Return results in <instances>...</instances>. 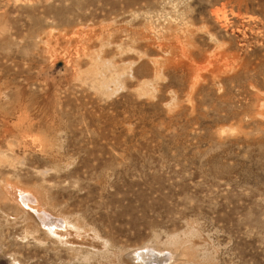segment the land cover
<instances>
[{
  "label": "rangeland",
  "instance_id": "obj_1",
  "mask_svg": "<svg viewBox=\"0 0 264 264\" xmlns=\"http://www.w3.org/2000/svg\"><path fill=\"white\" fill-rule=\"evenodd\" d=\"M147 250L264 264V0H0V264Z\"/></svg>",
  "mask_w": 264,
  "mask_h": 264
},
{
  "label": "bare ground",
  "instance_id": "obj_2",
  "mask_svg": "<svg viewBox=\"0 0 264 264\" xmlns=\"http://www.w3.org/2000/svg\"><path fill=\"white\" fill-rule=\"evenodd\" d=\"M21 195H22L23 203H25V201H29V200L33 201V199H34L32 197V195L29 194L28 192H21ZM36 213L39 215L40 220L43 222V224L46 227L57 228L58 226H60L63 223L61 220L48 222V220L46 221L45 218H46V216H49V215L44 214L45 212L41 213V212L37 211ZM167 257H168L167 255H159L158 253H155L152 250H147L146 252L141 253V258H142V260H144V262L146 264H163V262L166 261Z\"/></svg>",
  "mask_w": 264,
  "mask_h": 264
}]
</instances>
